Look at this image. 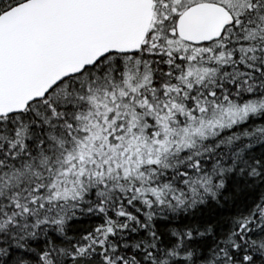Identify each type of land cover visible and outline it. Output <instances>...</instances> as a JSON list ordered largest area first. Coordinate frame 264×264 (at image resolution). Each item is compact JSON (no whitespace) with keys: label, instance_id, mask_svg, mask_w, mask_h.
<instances>
[{"label":"snow or ice","instance_id":"6c2138e0","mask_svg":"<svg viewBox=\"0 0 264 264\" xmlns=\"http://www.w3.org/2000/svg\"><path fill=\"white\" fill-rule=\"evenodd\" d=\"M0 264H264V0H0Z\"/></svg>","mask_w":264,"mask_h":264}]
</instances>
